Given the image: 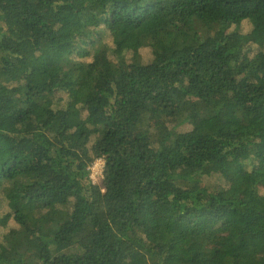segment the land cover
<instances>
[{
    "label": "trees",
    "instance_id": "16d2710c",
    "mask_svg": "<svg viewBox=\"0 0 264 264\" xmlns=\"http://www.w3.org/2000/svg\"><path fill=\"white\" fill-rule=\"evenodd\" d=\"M0 264H264V0H0Z\"/></svg>",
    "mask_w": 264,
    "mask_h": 264
},
{
    "label": "rangeland",
    "instance_id": "374dc122",
    "mask_svg": "<svg viewBox=\"0 0 264 264\" xmlns=\"http://www.w3.org/2000/svg\"><path fill=\"white\" fill-rule=\"evenodd\" d=\"M247 29H248V23H245V25H244V27H243V31H246ZM139 51L141 52V54L144 53V50L141 49V48L139 49ZM125 56L128 58V57H129V52H126V53H125ZM58 97H61V99H63V98H64V95H63V94H58ZM205 119H206V117H205L204 115H200V114H199V115H196V117H194V118L192 119V123H185V124L181 125V126L178 127V128H179L180 130H187V129L191 128L192 124L200 123V122H202V121L205 120ZM96 160H97V159H96ZM96 160H94V161L92 162V164H94V162L96 163V162H97ZM97 166H98V165H95V168H97ZM204 183L217 184L218 182H217V179H216V178L206 177ZM148 210H149L152 214L155 213V211H154V209H153V207H152L151 204L148 206ZM85 236H86V238H88V235H87V234H85ZM82 243H83V245H86V244H87V240H83Z\"/></svg>",
    "mask_w": 264,
    "mask_h": 264
},
{
    "label": "built area",
    "instance_id": "2783aa9c",
    "mask_svg": "<svg viewBox=\"0 0 264 264\" xmlns=\"http://www.w3.org/2000/svg\"><path fill=\"white\" fill-rule=\"evenodd\" d=\"M96 161H97L96 163L94 162V164H91L89 166V171H90L89 177L93 183L99 181V179L102 178L103 161L100 158L97 159ZM95 165H98L97 168H95Z\"/></svg>",
    "mask_w": 264,
    "mask_h": 264
}]
</instances>
